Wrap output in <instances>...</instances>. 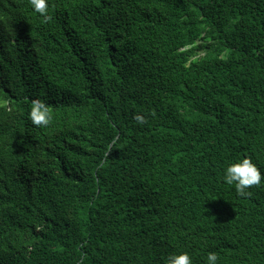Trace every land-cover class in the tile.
Instances as JSON below:
<instances>
[{
    "label": "trees",
    "instance_id": "trees-1",
    "mask_svg": "<svg viewBox=\"0 0 264 264\" xmlns=\"http://www.w3.org/2000/svg\"><path fill=\"white\" fill-rule=\"evenodd\" d=\"M48 15L0 0V264H264V0ZM244 157L242 196L223 176Z\"/></svg>",
    "mask_w": 264,
    "mask_h": 264
},
{
    "label": "clouds",
    "instance_id": "clouds-1",
    "mask_svg": "<svg viewBox=\"0 0 264 264\" xmlns=\"http://www.w3.org/2000/svg\"><path fill=\"white\" fill-rule=\"evenodd\" d=\"M33 10L40 14L45 21L50 19L49 0H30ZM29 119L31 123L37 127H47L52 120L51 108L41 100H33L29 112ZM134 119L137 123H144L145 117L142 115H135ZM111 151V145H109ZM106 153L105 155H107ZM224 182L228 185H235L236 191L240 195H247V189L254 185H260L262 181V174L260 169L251 160L250 157H244L235 162L230 163L224 170ZM219 257L216 252H209L206 257V264H218ZM165 264H193L191 255L186 252L178 254H169L165 258Z\"/></svg>",
    "mask_w": 264,
    "mask_h": 264
}]
</instances>
